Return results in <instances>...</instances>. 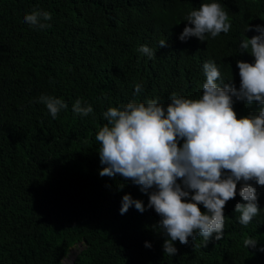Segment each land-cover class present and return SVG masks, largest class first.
<instances>
[{"label": "trees", "instance_id": "16d2710c", "mask_svg": "<svg viewBox=\"0 0 264 264\" xmlns=\"http://www.w3.org/2000/svg\"><path fill=\"white\" fill-rule=\"evenodd\" d=\"M212 2L228 14L229 32L181 41L188 14ZM33 11L50 13L41 19L50 26L26 23ZM248 25L264 27V0H0V264H60L76 245L82 257L72 264H264V186L251 182L260 211L247 226L235 211L247 203L238 182L224 207L223 238L214 233L206 243L195 230V240L173 242L177 253L169 256L148 195L119 174L99 175L106 165L96 140L110 107L167 105L173 93L201 98L206 62L239 89L237 61L255 59L240 44L260 34ZM142 45L155 55L140 52ZM41 96L67 108L53 118ZM77 100L93 112L75 114ZM233 100L237 118L261 107ZM126 194L145 211L132 206L121 215ZM249 238L255 247L245 246Z\"/></svg>", "mask_w": 264, "mask_h": 264}, {"label": "clouds", "instance_id": "9594fccd", "mask_svg": "<svg viewBox=\"0 0 264 264\" xmlns=\"http://www.w3.org/2000/svg\"><path fill=\"white\" fill-rule=\"evenodd\" d=\"M41 19L50 20V13L33 11L24 17L30 26H50ZM228 19L219 3H202L186 17L194 27L186 24L179 39L196 37L205 41V34L212 38L222 32L227 34L231 28ZM251 30L260 34L242 39L240 53L248 52L255 59L254 63L237 61L239 89L226 84L216 64L209 61L203 64L206 82L199 99L173 93L167 105L157 99L132 101L122 110L110 107L103 113L107 123L98 131L96 140L100 145V163L106 166L99 175L119 174L148 195L147 207L162 218L159 230L169 237L163 244L169 256L177 253L173 242L187 244L189 237L195 240V230L206 243L214 233L216 240L223 238L224 207L236 197L238 182V195L247 202L235 205V211L240 213L239 223L247 226L260 211L257 190L251 182L264 186V27L248 25L246 31ZM159 46L165 47L166 41H160ZM139 51L150 58L155 55L146 45ZM141 91L142 87L136 85L135 94ZM233 98L246 101L247 105L258 102L261 107L237 118ZM40 102L53 118L67 108L54 96H41ZM72 110L82 116L93 112L91 105L82 106L80 100ZM132 206L141 213L145 211L142 201L126 194L120 214L127 213ZM256 243L251 238L244 241L247 248ZM145 246L151 247L147 242Z\"/></svg>", "mask_w": 264, "mask_h": 264}, {"label": "rangeland", "instance_id": "374dc122", "mask_svg": "<svg viewBox=\"0 0 264 264\" xmlns=\"http://www.w3.org/2000/svg\"><path fill=\"white\" fill-rule=\"evenodd\" d=\"M81 257V247L76 245L70 250L69 256L64 260V263L72 264L75 260Z\"/></svg>", "mask_w": 264, "mask_h": 264}]
</instances>
